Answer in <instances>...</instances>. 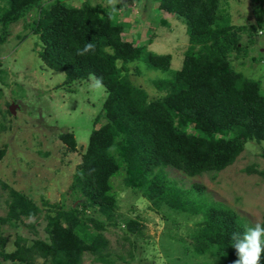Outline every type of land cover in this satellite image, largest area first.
Wrapping results in <instances>:
<instances>
[{
	"label": "trees",
	"instance_id": "trees-1",
	"mask_svg": "<svg viewBox=\"0 0 264 264\" xmlns=\"http://www.w3.org/2000/svg\"><path fill=\"white\" fill-rule=\"evenodd\" d=\"M1 1L0 45L12 25L34 12L29 28L38 36V58L44 68L63 73L65 85L100 78L106 93L69 186L74 201L68 208L44 203L49 241L28 245L18 238L15 251L1 253L2 258L17 264H37V259L41 264H82L89 253L96 263L112 264L102 233L107 224L117 226V194L111 180L122 177L125 188L140 194L155 213L167 208L166 215L202 218L191 237L193 256L203 258L201 264H232L237 257L231 235L245 229L240 217L211 202L199 185L179 188L164 171L171 168L189 178L217 175L236 162L247 142H264L260 85L235 72L229 61L233 52H245L253 44L254 34L264 32V10L256 8L253 23L237 27L225 11L220 12L221 0H158V11L185 21L188 47L180 70L151 80L158 95L150 97L131 81L126 68L142 58L150 40H127L126 24L114 21L122 2L107 11L101 0L80 7L60 0ZM89 43L93 49L77 55ZM171 60L170 55L152 53L144 58L148 69L158 72L170 71ZM58 139L70 152L77 150L73 134L64 132ZM5 154L0 149V162ZM42 212L29 197L10 189L8 213L0 223H17ZM123 225L127 235L142 236L144 227L138 219H126Z\"/></svg>",
	"mask_w": 264,
	"mask_h": 264
},
{
	"label": "rangeland",
	"instance_id": "rangeland-1",
	"mask_svg": "<svg viewBox=\"0 0 264 264\" xmlns=\"http://www.w3.org/2000/svg\"><path fill=\"white\" fill-rule=\"evenodd\" d=\"M87 1L92 5L96 3L95 0H60L70 7H80ZM157 1L116 0L115 3L124 4L117 9L118 17L114 21L126 24L127 40L135 43L150 40L142 58L126 66L131 81L146 89L150 97L158 95L151 80L165 79L180 70L188 47L185 21L158 11L155 7ZM232 1L221 0L220 12L225 11L231 24L237 27L253 23L256 8L264 10V0ZM3 4L0 0V5ZM102 4L107 11L112 5L108 1ZM34 16L35 13L31 12L24 20L12 25L6 42L0 45V149L6 151L0 162V218L7 216L10 189L29 197L43 212L36 218H22L17 223H0V254L14 252L18 238L24 239L28 245L35 241H49L45 231L44 203L68 208L74 201L69 186L88 143L93 120L100 113L106 96L104 87H96L93 77L65 85L63 73L44 68L38 58L41 49L38 36L29 28ZM259 32L254 34V42L245 52H233L229 61L235 72L258 82L264 95V32ZM18 36L25 39L20 40ZM246 41L247 35L244 34L242 45ZM148 53L170 55V71L148 69L144 62ZM117 65L119 67L121 63ZM11 106L16 107L14 116L9 113ZM64 132L73 134L76 139L78 146L73 153L58 139ZM164 172L183 190L193 185L201 186L205 197L235 212L244 227L263 223L264 142H247L236 162L217 175L189 178L171 168ZM111 183L117 194L119 218L116 227L107 224L102 234L108 242V259L112 264L202 263L203 258L193 256L191 238L197 231L196 224L202 220L200 216L166 215L167 208L155 213L140 194H133L125 188L122 177H114ZM92 216L97 218V214ZM126 219H138L144 227L141 237L135 239L131 233L124 232ZM88 229L90 233L94 231L91 226ZM126 237L129 241L125 240ZM36 263L41 264V259ZM0 264L17 263L4 260L0 255ZM82 264L104 263H96L87 253L82 257Z\"/></svg>",
	"mask_w": 264,
	"mask_h": 264
},
{
	"label": "clouds",
	"instance_id": "clouds-1",
	"mask_svg": "<svg viewBox=\"0 0 264 264\" xmlns=\"http://www.w3.org/2000/svg\"><path fill=\"white\" fill-rule=\"evenodd\" d=\"M101 1H108L112 5L116 3V0ZM93 47L91 43L86 44L84 49L77 51V55H84L92 50ZM94 79L95 86L102 87L100 78ZM231 240L237 257L232 264H261V256L264 254V224L255 223L251 227L246 226L243 232H233Z\"/></svg>",
	"mask_w": 264,
	"mask_h": 264
},
{
	"label": "water",
	"instance_id": "water-1",
	"mask_svg": "<svg viewBox=\"0 0 264 264\" xmlns=\"http://www.w3.org/2000/svg\"><path fill=\"white\" fill-rule=\"evenodd\" d=\"M15 108H16V107H15ZM15 108H14V106H11V107L9 108V113L12 114L13 116L16 114V113H15Z\"/></svg>",
	"mask_w": 264,
	"mask_h": 264
},
{
	"label": "crops",
	"instance_id": "crops-1",
	"mask_svg": "<svg viewBox=\"0 0 264 264\" xmlns=\"http://www.w3.org/2000/svg\"><path fill=\"white\" fill-rule=\"evenodd\" d=\"M231 2H233V1L231 0ZM226 5H227V7H229V4H226ZM227 7H226V8H227ZM227 11H228V8H227ZM252 21H253V20H252Z\"/></svg>",
	"mask_w": 264,
	"mask_h": 264
}]
</instances>
